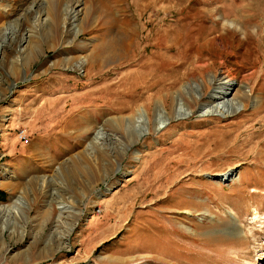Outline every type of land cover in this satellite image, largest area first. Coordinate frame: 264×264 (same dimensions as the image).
I'll use <instances>...</instances> for the list:
<instances>
[{"label":"rangeland","instance_id":"374dc122","mask_svg":"<svg viewBox=\"0 0 264 264\" xmlns=\"http://www.w3.org/2000/svg\"><path fill=\"white\" fill-rule=\"evenodd\" d=\"M75 2L0 0V264H264V0Z\"/></svg>","mask_w":264,"mask_h":264},{"label":"bare ground","instance_id":"6f19581e","mask_svg":"<svg viewBox=\"0 0 264 264\" xmlns=\"http://www.w3.org/2000/svg\"><path fill=\"white\" fill-rule=\"evenodd\" d=\"M80 7H81L80 0H77V2L72 4V9H71V20L72 21L68 22L69 26H72L74 24V22H77V21L82 23V16L86 13L85 12L83 13V9ZM35 12L38 14V16L36 17V20L38 17H41L40 21L44 23V21H46V18H42L44 16V14L39 12V11H35ZM19 26H20L19 33L16 36V38L13 40V43L16 44V50H17L20 43L22 45L23 44L27 45V43L30 42V36H31L30 32L26 28H24L23 25L21 26V24H19ZM77 29H79V28H77ZM0 38H2V37H0ZM18 50H19V52L22 51V50H20V48H18ZM216 77L217 76L214 75V78H216ZM219 79L222 80L223 78H219ZM228 80H229L228 82H230L232 79L229 78ZM194 82L197 84L199 83V81L197 79L194 80ZM228 82H223V81L220 82L223 86H221L220 90L216 92V95L210 97L209 108H211V107L213 108V109L211 108L212 109L211 111L217 110V111H223L224 113H226L229 109H231L232 111H234L236 109V103L234 102L236 99H232V100L228 99V96L230 95V93L232 91V86H233L232 83H228ZM246 95H248V94L243 92V96H246ZM219 100H222L221 101L222 104H220L221 102L220 103L218 102ZM224 101H226V102H224ZM243 101H244V99H243ZM225 106L228 107L227 110H224L225 108H223V107H225Z\"/></svg>","mask_w":264,"mask_h":264},{"label":"built area","instance_id":"2783aa9c","mask_svg":"<svg viewBox=\"0 0 264 264\" xmlns=\"http://www.w3.org/2000/svg\"><path fill=\"white\" fill-rule=\"evenodd\" d=\"M23 131H21V135H23L22 137H24V134L22 133Z\"/></svg>","mask_w":264,"mask_h":264}]
</instances>
